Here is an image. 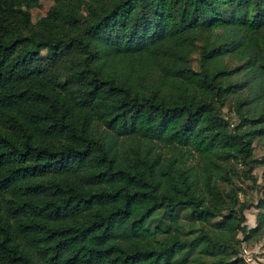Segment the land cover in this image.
<instances>
[{"label": "trees", "instance_id": "obj_1", "mask_svg": "<svg viewBox=\"0 0 264 264\" xmlns=\"http://www.w3.org/2000/svg\"><path fill=\"white\" fill-rule=\"evenodd\" d=\"M39 2L0 0V264H249L264 0Z\"/></svg>", "mask_w": 264, "mask_h": 264}, {"label": "rangeland", "instance_id": "obj_2", "mask_svg": "<svg viewBox=\"0 0 264 264\" xmlns=\"http://www.w3.org/2000/svg\"><path fill=\"white\" fill-rule=\"evenodd\" d=\"M90 0H80V14L81 18L73 19L74 23L81 27L83 20L82 18L86 14V5ZM16 14L17 18L23 15V7L16 5ZM32 20L38 19L42 15L54 13V6L52 0H40L39 5L30 10ZM191 62L196 66L197 53L194 52L191 57ZM228 56H226V60ZM237 62L235 59L229 61L230 65H235ZM223 113L229 119L232 125H235L237 122V116L231 108V105L228 103L223 106ZM103 129V126L97 127L96 131L100 133ZM253 155L254 162L252 168V174L255 177V181L250 180L249 178L243 177L240 175L237 177L236 183L242 187L238 191V198L240 201H245L249 203V207L244 210L246 221L248 227L256 225V213L258 208L256 203L259 197L264 195L263 187V173H264V143L259 138H256L253 141ZM239 236H242L239 233ZM242 254L249 264H264V228L253 238L242 242Z\"/></svg>", "mask_w": 264, "mask_h": 264}]
</instances>
